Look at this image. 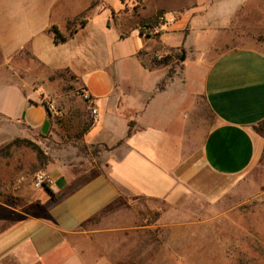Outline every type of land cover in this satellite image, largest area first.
<instances>
[{"label":"crops","instance_id":"0c3cea01","mask_svg":"<svg viewBox=\"0 0 264 264\" xmlns=\"http://www.w3.org/2000/svg\"><path fill=\"white\" fill-rule=\"evenodd\" d=\"M106 1L0 0V264H177L199 223L187 205L217 204L260 156L264 53L202 37L231 32L253 0H141L140 20L175 17L157 39ZM177 34L214 54L169 76L149 58ZM78 91L84 109H69Z\"/></svg>","mask_w":264,"mask_h":264},{"label":"rangeland","instance_id":"374dc122","mask_svg":"<svg viewBox=\"0 0 264 264\" xmlns=\"http://www.w3.org/2000/svg\"><path fill=\"white\" fill-rule=\"evenodd\" d=\"M83 1L78 0L80 3ZM91 3L93 10L107 6L106 0H91ZM246 6H248L246 17H244L246 19L234 21L231 32H225L226 35L221 31L216 32L214 37H211V34H204L203 42L206 40L214 43L224 41L227 48L247 46L257 48L264 53V0H253ZM141 8V0H122V9L117 19H120L127 27L135 26L137 23L140 25L142 22L139 19ZM247 11L250 12L248 20ZM83 18H87V14L78 18V21ZM157 23L154 19L151 20L145 37L158 38L160 33L155 31ZM139 25L135 27L139 28ZM189 34V30L185 28L184 35L187 37ZM198 38L199 36L196 35L193 40L196 42ZM190 41L192 42V39ZM181 42L180 34L172 36L169 44L176 48L152 54L149 64H151V59L161 61L162 63L159 64L154 61V64L162 67L169 76H174L182 69L181 60H195L198 57L205 58L214 54L211 51H202V48L197 49L199 41L198 45L194 42V46L189 50L180 46ZM188 70L192 73L194 69ZM65 76L67 80L68 77ZM73 97L74 99L69 102V109H84L79 91ZM254 131L264 141V121L255 126ZM30 143L39 145L45 152L48 151L50 144L39 137L32 138ZM18 146V148L27 149L24 151H32L28 143H21ZM19 155L20 158H28L24 152ZM186 211L184 213L186 220L191 219L190 216H192L193 221L199 223L194 228L191 238L194 245L187 243L190 251L185 254V258L177 260V264H264V144L256 162L234 181L233 189L226 197L214 205L194 201L187 205ZM193 248L195 252H192ZM196 249H198L197 252Z\"/></svg>","mask_w":264,"mask_h":264},{"label":"trees","instance_id":"16d2710c","mask_svg":"<svg viewBox=\"0 0 264 264\" xmlns=\"http://www.w3.org/2000/svg\"><path fill=\"white\" fill-rule=\"evenodd\" d=\"M162 15V13L161 12H158L157 14H156V16L153 18L155 21H157L158 22V18L160 17ZM153 19H150V20H147V21H142L141 22V24L139 25V28H138V30H139V33L140 34H143V29L142 28H148L149 27V23L151 22V20H153ZM86 19L85 18H83V20H81V21H78V19H75L74 21H68V23H67V28L70 30V32H73V29H75V25L77 24L78 26H84V24L86 23ZM149 22V23H148ZM74 23V24H73ZM71 24H72V26H71ZM71 26V27H70ZM50 31L54 34V40H55V42L56 43H60V42H64L65 41V37H63L60 33H59V31L57 30V28L56 27H51L50 28ZM155 61V60H154ZM157 64H159V63H162L161 61H155ZM89 124H91V121L89 122H87V121H84V127H83V129L82 130H84V131H80L79 133H78V135H81L83 132H85L86 130H87V128L89 127ZM36 151L38 152V155H40L41 154V151L38 149V148H36Z\"/></svg>","mask_w":264,"mask_h":264},{"label":"built area","instance_id":"2783aa9c","mask_svg":"<svg viewBox=\"0 0 264 264\" xmlns=\"http://www.w3.org/2000/svg\"><path fill=\"white\" fill-rule=\"evenodd\" d=\"M174 21H175V17H172L170 19H165L163 16H160L158 18V23L155 25V31L160 33V31H159L160 25L165 26V25L173 23ZM142 29L144 31H143V34H140V35L145 36L146 31L148 30V28H142ZM138 32H139V30H138ZM86 98L87 97H85V99ZM48 108L50 110L53 109V107L51 105H49ZM92 114H95V110H93V109H92ZM50 184H51V180L45 174H38V175L35 176V179H34L35 188L42 189V188H45V187L49 186Z\"/></svg>","mask_w":264,"mask_h":264}]
</instances>
